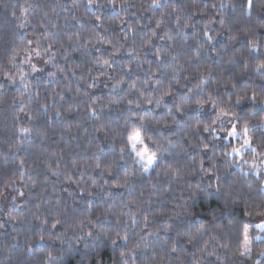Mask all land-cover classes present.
<instances>
[{"label": "trees", "instance_id": "16d2710c", "mask_svg": "<svg viewBox=\"0 0 264 264\" xmlns=\"http://www.w3.org/2000/svg\"><path fill=\"white\" fill-rule=\"evenodd\" d=\"M260 63L264 0H0V264H264Z\"/></svg>", "mask_w": 264, "mask_h": 264}, {"label": "snow or ice", "instance_id": "6c2138e0", "mask_svg": "<svg viewBox=\"0 0 264 264\" xmlns=\"http://www.w3.org/2000/svg\"><path fill=\"white\" fill-rule=\"evenodd\" d=\"M89 3L91 4V0H89ZM158 4V0H152V5L155 6ZM254 5V0H247V9L250 12L251 9L253 8ZM22 12H25L26 9H21ZM221 23L223 24V21H221ZM205 36L208 37L209 40L213 39V37L208 36V33H205ZM235 39V38H233ZM251 47L255 48L256 45L252 44ZM37 55H39V53H37ZM158 58H159V54ZM98 63H102L103 65H108L109 64V60L105 59L102 61H98ZM257 68L259 69H264V63H260L257 65ZM33 70L36 71L37 69H35V67H33ZM21 78L23 77V73L20 74ZM119 83V82H118ZM134 87V85H133ZM169 95V90L166 91H162L161 92V96L159 99L156 100L157 105L160 104L161 100L163 99L164 96ZM253 99H255V96L252 97ZM239 99L237 100V103H239ZM131 103V102H130ZM149 103H151V100H149ZM202 101H198V104L202 105ZM177 111L180 112L182 111V109L180 107H177ZM227 113L225 112H221L220 115H226ZM57 116L60 115L59 112L56 113ZM92 115H95V112H92ZM217 119H219V116L217 117ZM178 123V121H177ZM213 124L216 123V120H213L212 122ZM141 124H143V121H141ZM238 125L237 124H233L231 130L228 132V136L232 137V138H240L243 137L242 143L240 145L239 148L233 147L231 153H229V155H236L239 156L241 155L242 151L244 150H251L253 153H256V148H253L251 145V137H249L248 133H249V126L246 124L242 129H240L239 131L237 130ZM209 130H213L211 129V125H205L204 126V131L207 132ZM19 131L21 133H24L25 135H27L31 130L29 128H20ZM128 148H130V150L135 154L136 157V163L139 164L143 170L145 172H147L148 170H150L153 165L157 162L158 160V156L155 152H151L149 145L145 142V138L142 135V130L141 128H133L128 136H127V145ZM205 148L208 147V145H204ZM124 149L122 148L121 151H123ZM243 163H247L246 161H244ZM97 167H99V165H97ZM252 168H256L257 165L255 164V162H253L251 164ZM53 227H55V225H53ZM256 229H261L264 230V221L256 224L254 226ZM243 233H244V250L240 253V255H248L250 252V249L248 248V242L250 240V237L248 235L249 233V225H244L243 228ZM89 235H91L89 233ZM41 240L43 239V237L40 238ZM120 239L125 240L127 239V237H120ZM256 239H261V237L257 236ZM112 244L115 245L117 244L116 240H112ZM175 250V249H173ZM123 256V253L121 254ZM262 257H264V252H261L260 254ZM49 256H51V254H49Z\"/></svg>", "mask_w": 264, "mask_h": 264}, {"label": "rangeland", "instance_id": "374dc122", "mask_svg": "<svg viewBox=\"0 0 264 264\" xmlns=\"http://www.w3.org/2000/svg\"><path fill=\"white\" fill-rule=\"evenodd\" d=\"M263 105H264V103H263ZM134 157H135V154H134ZM135 159H136V157H135ZM250 163H251V161H250ZM262 171H263V183H262V185H263V188H264V161H263V163H262ZM262 221H264V218L263 219H261V220H259L257 223H255V225L256 224H258V223H260V222H262ZM254 225V226H255ZM259 231L261 230V229H258ZM248 235H249V237H250V227H249V233H248ZM255 236L257 237V236H259V237H261V236H264V233L263 234H259V233H257V234H255ZM248 248L250 249V240H249V242H248ZM244 250V239H243V243H242V248H241V251H243ZM250 255V252H249V254L248 255H244V256H249Z\"/></svg>", "mask_w": 264, "mask_h": 264}]
</instances>
